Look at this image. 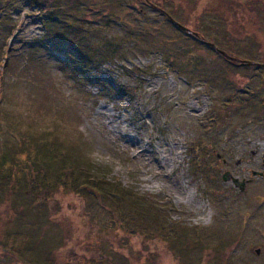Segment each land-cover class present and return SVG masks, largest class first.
Listing matches in <instances>:
<instances>
[{
  "label": "rangeland",
  "instance_id": "1",
  "mask_svg": "<svg viewBox=\"0 0 264 264\" xmlns=\"http://www.w3.org/2000/svg\"><path fill=\"white\" fill-rule=\"evenodd\" d=\"M37 1L0 0V155L27 171L51 133L132 196L121 209L123 192L86 185L18 205L0 190V264H26L17 243L39 244L28 264H264V0Z\"/></svg>",
  "mask_w": 264,
  "mask_h": 264
},
{
  "label": "trees",
  "instance_id": "2",
  "mask_svg": "<svg viewBox=\"0 0 264 264\" xmlns=\"http://www.w3.org/2000/svg\"><path fill=\"white\" fill-rule=\"evenodd\" d=\"M51 1L52 0H39L37 1V5L40 6L41 10H48L49 3ZM150 2L153 3L152 0ZM190 2H192V0H189V3ZM167 16L170 17L169 15ZM170 19L173 20L172 18ZM178 23L182 22L178 21ZM178 23L176 24L178 26H181ZM178 26H175V28L178 30V33L181 36H187L188 34H184L182 30H179ZM77 55H75V59L80 58L77 57ZM78 61L81 64V73L83 74V72H85V76L86 73L90 75V70L87 65L92 64V62H89L86 56H83L81 60ZM99 63L101 64L102 62ZM88 78H90V76H88ZM261 107H264V103L262 104V102ZM52 135L53 134L51 133L43 134L41 138H35L33 140L36 141L34 145L36 147L35 152H37V156L34 157L32 155L26 154V156H28L27 159H31V161H25V164L30 165V167H28L29 170L27 171H21V168L16 169V167L19 165V163H16V152H6L4 155L1 153L0 159L2 160L0 162V169H2V172H0V190L2 192V200L3 194L5 193L6 196L11 195L10 197H8V200H12L13 198H16L18 196H21V199L30 200V202L22 201L18 205H30L35 202L42 203L41 200H50L53 194L55 192H58L57 190H69L72 188H74L75 190H79L81 187L83 189V187L88 185L89 187L93 188V195L99 199L103 196L108 197L110 199H117L119 197L118 195L120 194V192H123L122 194H120L122 196L121 201H114L117 203V207L121 206L122 209L121 202L127 196L132 195L128 193L127 190L122 188L120 184L111 183V181H109L106 176L102 175L104 174L102 171H100L102 173L101 175L97 173V176H95L86 163H84L82 160H77L76 155H71L70 153L65 152L61 145H57V143H54L52 141L48 142L46 140L47 136L51 137ZM83 190L85 191L86 189ZM133 195L136 196V194ZM87 196L90 195L87 194ZM116 196L118 197L116 198ZM132 202L133 199L127 202L126 205L129 206L130 204H132ZM151 207L157 210V212L159 211V208H157V206H153L151 204ZM127 211L128 210L126 209V212ZM112 212L113 213L111 214H113V217H115L113 220H116V218L119 217L118 213H122L121 210L115 208L112 209ZM128 215L130 216L131 213H126V225L129 224V220H133L132 217L128 218ZM100 244L102 243L100 242ZM16 245H14L13 247L18 251L19 259L23 260V262L28 264L29 251H36L39 244L37 243L33 246V248H27L26 250H24L25 252L22 249L24 247L23 244L19 245V243H17ZM183 245L184 244L180 243L179 237L177 239L176 245L174 246L178 247V257L184 261L186 260V257H189V254H184V252L189 246L186 245V247L184 248ZM192 247L193 246H191V248ZM111 262V259H108L107 257H105V260H103L101 257H77V259H75L74 261L72 260L70 262V260L67 261L59 257L57 258L53 255H47L46 259L41 260V262L37 260V262H35L34 264H111Z\"/></svg>",
  "mask_w": 264,
  "mask_h": 264
},
{
  "label": "water",
  "instance_id": "3",
  "mask_svg": "<svg viewBox=\"0 0 264 264\" xmlns=\"http://www.w3.org/2000/svg\"><path fill=\"white\" fill-rule=\"evenodd\" d=\"M181 29H183L184 31H188L187 29H185V28H183V27H181ZM197 39H199L198 38V36H195ZM200 40V39H199ZM213 48H215L214 46H212ZM220 53L221 54H223L224 56H227V54H225V53H223V52H221L220 51ZM228 57V56H227ZM229 60H235V59H233V58H230L229 57ZM245 65H249V64H252V63H249V62H243ZM252 65H254V64H252ZM223 179H224V181H229V180H231L232 179V181L234 182V184L237 186V187H239L240 188V190L241 191H244L245 190V186H246V184L244 183V182H240L238 179H236V178H233V177H231V174L230 173H225V175H224V177H223ZM252 252H255L256 254H260L261 253V250L260 249H257V248H255V249H252L251 250Z\"/></svg>",
  "mask_w": 264,
  "mask_h": 264
},
{
  "label": "bare ground",
  "instance_id": "4",
  "mask_svg": "<svg viewBox=\"0 0 264 264\" xmlns=\"http://www.w3.org/2000/svg\"><path fill=\"white\" fill-rule=\"evenodd\" d=\"M92 64H93V62H92ZM100 64V63H99ZM94 66H96V65H94Z\"/></svg>",
  "mask_w": 264,
  "mask_h": 264
}]
</instances>
